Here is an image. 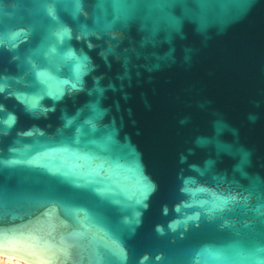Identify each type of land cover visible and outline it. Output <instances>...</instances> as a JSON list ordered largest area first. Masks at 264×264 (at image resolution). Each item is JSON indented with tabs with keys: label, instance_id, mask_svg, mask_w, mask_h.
Returning <instances> with one entry per match:
<instances>
[{
	"label": "water",
	"instance_id": "water-1",
	"mask_svg": "<svg viewBox=\"0 0 264 264\" xmlns=\"http://www.w3.org/2000/svg\"><path fill=\"white\" fill-rule=\"evenodd\" d=\"M0 256L264 264V0H0Z\"/></svg>",
	"mask_w": 264,
	"mask_h": 264
},
{
	"label": "bare ground",
	"instance_id": "bare-ground-1",
	"mask_svg": "<svg viewBox=\"0 0 264 264\" xmlns=\"http://www.w3.org/2000/svg\"><path fill=\"white\" fill-rule=\"evenodd\" d=\"M0 264H24L19 260L1 257L0 256Z\"/></svg>",
	"mask_w": 264,
	"mask_h": 264
}]
</instances>
